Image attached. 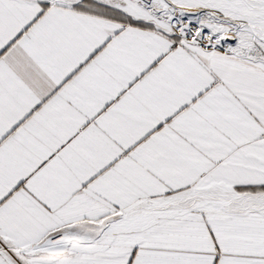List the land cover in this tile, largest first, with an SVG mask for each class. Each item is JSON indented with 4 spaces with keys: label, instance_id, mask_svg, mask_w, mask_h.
I'll use <instances>...</instances> for the list:
<instances>
[{
    "label": "snow or ice",
    "instance_id": "1",
    "mask_svg": "<svg viewBox=\"0 0 264 264\" xmlns=\"http://www.w3.org/2000/svg\"><path fill=\"white\" fill-rule=\"evenodd\" d=\"M0 264H264V0H0Z\"/></svg>",
    "mask_w": 264,
    "mask_h": 264
}]
</instances>
